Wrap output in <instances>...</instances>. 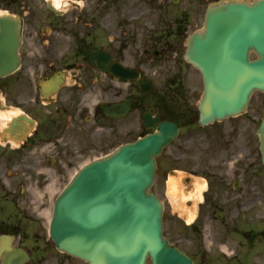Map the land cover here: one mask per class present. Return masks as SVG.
<instances>
[{
	"label": "flooded vegetation",
	"instance_id": "1",
	"mask_svg": "<svg viewBox=\"0 0 264 264\" xmlns=\"http://www.w3.org/2000/svg\"><path fill=\"white\" fill-rule=\"evenodd\" d=\"M110 8L111 0H0V16L13 17L19 23L20 38L18 67L0 77V113L7 115L6 120L0 117V264L9 250L25 252L21 264L48 262L47 249L40 244L25 246V237L16 227V180L11 179L12 173L30 171V179L20 180L18 185H28L33 193V185L42 186L43 174L36 175L45 171L47 165L62 170L89 155L95 146L111 147L113 123L120 124L121 132L124 119L106 115L105 107L128 97L133 99L131 109L139 107V98L128 92V86H135L134 83L114 79L110 72L100 70L89 60L90 54L97 50L103 52V58L109 54L110 62L129 66L125 63L128 55L126 27L130 26L133 14L123 16L112 32ZM137 10L141 11L139 7ZM174 22L178 23L175 28ZM144 23L157 31L149 35L150 44L146 48L150 51L149 60L175 56L181 36L187 34L186 27L177 20L145 19ZM165 30H168L166 35ZM143 54L144 49L140 56ZM129 67L138 69L141 75L147 74V67L141 61ZM177 79V76L172 78L173 87L177 86ZM16 108L22 109L15 113ZM97 129L107 134L94 138ZM51 153L54 156L48 164ZM234 186L236 192L224 195L223 201L235 200L242 194L239 204L243 207L254 192L253 183L238 181ZM244 189L246 192L241 193ZM26 197L31 201L30 195ZM33 218L37 223L31 225L32 234L38 238L42 222L38 216ZM196 221L189 228L198 229L199 241L192 245L193 240L185 238L191 245L182 251L193 264H204L207 256L204 230ZM180 240L177 236L172 243L179 248ZM60 254L61 257L53 258L54 264H70L73 260ZM22 258L23 254L18 253L17 259ZM225 260L219 247L212 261L222 264Z\"/></svg>",
	"mask_w": 264,
	"mask_h": 264
},
{
	"label": "rangeland",
	"instance_id": "2",
	"mask_svg": "<svg viewBox=\"0 0 264 264\" xmlns=\"http://www.w3.org/2000/svg\"><path fill=\"white\" fill-rule=\"evenodd\" d=\"M208 2L210 0H176L175 2L172 0H111L109 26L112 32L118 28L123 16L133 14L130 26L126 27L128 29V36L126 35L128 55L125 63L131 66L141 61L143 66L147 67V76L153 81L154 86L149 95H140L134 86H128L129 93L141 98V105L138 109L133 108L122 120L123 131H119L118 122L113 123L110 148L101 149L95 146L89 155L80 157L72 163V166L62 170L47 165L45 171L36 175L43 174L42 186L33 185V193H30L28 185L24 187L18 185L20 180L30 179V171L15 170V173H12L11 179L16 180V227L20 229L22 237H25L23 240L25 246L40 244L47 249V264H54L53 258L62 255L55 250L45 231L48 225L46 212L52 209L55 196L78 168L88 160L149 132L150 130L144 128L141 116L142 112L147 109H151L153 113H158L161 117H173L181 125L178 138L157 158V167L150 189L164 204L163 226L166 237L170 240H174L177 236L181 237L177 243H181L180 247L183 249L191 243L194 245L199 241L198 237L200 238L198 229L193 230L187 227L177 217L178 213L173 210L174 202L168 194V172L171 169H177L181 174L192 176L193 180L197 177L199 180L208 181L209 190L203 193L202 197L205 203H199L196 207V209L199 208L197 225L203 227L204 230L203 243L209 244L213 249L221 243L225 247H230V251L236 250L237 257L240 255L239 252L246 248L241 255L240 264L263 263L264 167L260 161L255 129L259 118L264 116V92H254L246 112L237 117L225 118L205 127L196 122H189L194 114L196 101L202 92V81L200 73L183 60L184 41L189 32L202 27L203 15ZM138 7L141 9L140 12L137 10ZM145 19H152L154 22L177 20L186 27L187 34L181 36L177 50L174 51L175 56L149 60L147 56L150 51H146L150 44L149 35L157 34V31L153 30L149 23L146 26ZM177 24L174 22L173 28ZM167 32L168 30H165L164 35ZM118 36L121 38L120 34ZM172 37L174 40V36ZM142 49H144V54L140 56ZM175 76L178 77V84L173 87L170 80ZM181 85L183 88L179 89ZM112 96L114 98V94ZM104 134L107 132L97 129L93 137H103ZM53 156L52 153L48 154V164ZM234 180L243 184L253 183L254 192L251 193L250 200L243 207L239 204V196L242 194H239L235 200L223 201L224 195L236 192L231 185ZM50 189H53L52 193ZM245 192L244 189L241 193ZM29 195L31 201L26 197ZM33 216H38L42 222L38 238L32 234V227L37 223H34ZM246 229L249 231L248 236L243 234ZM233 230H238L237 237L245 244L235 239ZM185 238L193 241L189 243V240ZM212 258L215 257L208 254L204 264H218L212 262ZM69 263L86 264L82 260L74 259ZM229 263L239 264L235 260L225 264Z\"/></svg>",
	"mask_w": 264,
	"mask_h": 264
},
{
	"label": "water",
	"instance_id": "3",
	"mask_svg": "<svg viewBox=\"0 0 264 264\" xmlns=\"http://www.w3.org/2000/svg\"><path fill=\"white\" fill-rule=\"evenodd\" d=\"M18 44V25L0 17V75L18 64ZM187 45L185 58L202 73L205 86L198 104L201 124L241 113L251 92L264 90V0L210 4L203 30L193 33ZM251 50L258 56L252 61ZM112 71L137 78L135 71L115 63ZM137 82L145 93L151 91L149 80ZM120 107L125 114V103L112 110ZM144 123L156 130L82 167L55 199L49 233L60 250L88 264H145L148 255L152 264H192L162 237V203L146 192L154 157L176 137L178 127L156 124L149 113ZM257 134L264 164V118Z\"/></svg>",
	"mask_w": 264,
	"mask_h": 264
},
{
	"label": "bare ground",
	"instance_id": "4",
	"mask_svg": "<svg viewBox=\"0 0 264 264\" xmlns=\"http://www.w3.org/2000/svg\"><path fill=\"white\" fill-rule=\"evenodd\" d=\"M59 2L60 0H55ZM180 174L178 176H170L168 180V194L170 199L174 202V208L180 213L184 214L186 212H190L189 209H184L185 207V200L190 197H195L196 199H200V192L201 189H204V184H202L198 179H195L193 182V190L196 191L194 194L184 192L182 185L180 183ZM51 193L53 189H50ZM187 193V194H186ZM189 210V211H188ZM50 211L46 212V216L49 219ZM194 216V212L189 213L187 216V220L190 221Z\"/></svg>",
	"mask_w": 264,
	"mask_h": 264
}]
</instances>
